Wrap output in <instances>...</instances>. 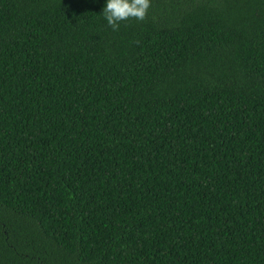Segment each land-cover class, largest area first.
Returning a JSON list of instances; mask_svg holds the SVG:
<instances>
[{"label":"trees","instance_id":"trees-1","mask_svg":"<svg viewBox=\"0 0 264 264\" xmlns=\"http://www.w3.org/2000/svg\"><path fill=\"white\" fill-rule=\"evenodd\" d=\"M0 0V264H264V0Z\"/></svg>","mask_w":264,"mask_h":264},{"label":"clouds","instance_id":"clouds-1","mask_svg":"<svg viewBox=\"0 0 264 264\" xmlns=\"http://www.w3.org/2000/svg\"><path fill=\"white\" fill-rule=\"evenodd\" d=\"M150 7L151 0H107L102 15L112 30L117 31L123 21H144Z\"/></svg>","mask_w":264,"mask_h":264}]
</instances>
